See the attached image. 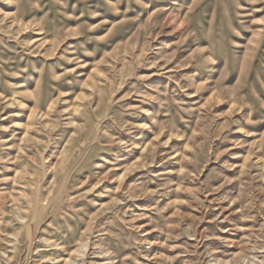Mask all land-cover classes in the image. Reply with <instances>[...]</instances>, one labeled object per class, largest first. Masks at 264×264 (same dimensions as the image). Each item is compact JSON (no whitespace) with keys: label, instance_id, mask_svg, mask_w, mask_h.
Masks as SVG:
<instances>
[{"label":"rangeland","instance_id":"374dc122","mask_svg":"<svg viewBox=\"0 0 264 264\" xmlns=\"http://www.w3.org/2000/svg\"><path fill=\"white\" fill-rule=\"evenodd\" d=\"M0 264H264V0H0Z\"/></svg>","mask_w":264,"mask_h":264}]
</instances>
